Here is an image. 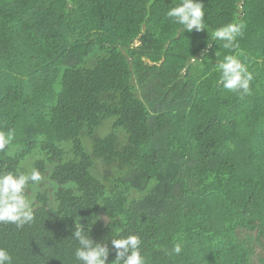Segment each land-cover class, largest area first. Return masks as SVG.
Listing matches in <instances>:
<instances>
[{"label":"trees","instance_id":"trees-1","mask_svg":"<svg viewBox=\"0 0 264 264\" xmlns=\"http://www.w3.org/2000/svg\"><path fill=\"white\" fill-rule=\"evenodd\" d=\"M180 2L0 0V172L43 177L33 222H0L12 264H78L79 222L107 264L130 234L145 264H264V0H202L191 33L167 16ZM225 55L250 94L218 83Z\"/></svg>","mask_w":264,"mask_h":264},{"label":"clouds","instance_id":"clouds-1","mask_svg":"<svg viewBox=\"0 0 264 264\" xmlns=\"http://www.w3.org/2000/svg\"><path fill=\"white\" fill-rule=\"evenodd\" d=\"M167 16L174 18V22L182 25L184 31L189 33L193 30L202 31L207 27L202 0H181L167 12ZM243 27L242 23H228L213 30L211 40L222 41L223 48L230 49L234 47L236 38L243 34ZM208 46L211 47V41ZM215 70L219 72L218 83L224 89L240 92L242 95L250 94V84L254 76L237 56L225 55L223 60L216 64ZM15 139L14 130H0V152H7L12 156ZM35 158L38 159L39 156ZM42 179L41 172L35 167L0 172V222L14 224L17 228H23L25 224L33 222V201L28 195V189L38 185ZM90 230L89 226L86 230L80 222L75 224L73 238L78 245L74 252L75 260L78 264H107L109 248L104 243L93 241L89 235ZM141 244V238L136 234L112 238L111 245L116 254L111 264H145ZM181 251L182 245L176 243L173 252L179 255ZM0 264H12V256L5 248H0Z\"/></svg>","mask_w":264,"mask_h":264},{"label":"rangeland","instance_id":"rangeland-1","mask_svg":"<svg viewBox=\"0 0 264 264\" xmlns=\"http://www.w3.org/2000/svg\"><path fill=\"white\" fill-rule=\"evenodd\" d=\"M107 124H108V122H105V124H104V127H106V126H107Z\"/></svg>","mask_w":264,"mask_h":264}]
</instances>
